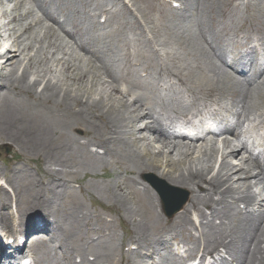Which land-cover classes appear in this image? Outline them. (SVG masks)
<instances>
[{
	"label": "bare ground",
	"instance_id": "obj_1",
	"mask_svg": "<svg viewBox=\"0 0 264 264\" xmlns=\"http://www.w3.org/2000/svg\"><path fill=\"white\" fill-rule=\"evenodd\" d=\"M5 1L0 0V39L5 41L0 44L1 138L44 158L54 190L65 184L56 182L62 173L54 168L76 161L93 160L91 169L115 166L113 172L122 169L138 178L157 175L191 192L187 206L158 236L180 241L191 255L201 246L210 253L224 249L232 258L225 264H264V161L260 154L238 160L241 152L254 153L243 139L245 124L264 115V56L244 61L239 59L242 45H230L247 33L245 27L253 20L258 28L248 27L255 29L264 48V0H175L177 8L165 4L160 16L166 22H135L137 67L123 58L120 44L94 36L96 17L80 11L75 0ZM109 6V14L117 9L128 13L124 5ZM80 15L91 30L72 21ZM123 78L129 88L119 87ZM176 102L183 107H173ZM209 103L232 109L233 121L217 130L194 127L191 118ZM182 119V129L174 130L173 123ZM76 130L87 135L84 141L74 137ZM69 154L82 160L69 162ZM117 178L107 195L117 220L133 233L130 242L146 253L144 264L169 259L168 242L147 237L153 219L164 220L158 194L139 179ZM10 205L0 188V264H14L23 242L34 264H47L36 256L37 240H27L14 227L12 214L4 212ZM17 205L21 219L35 217L40 209L52 216L55 204L32 198ZM192 216L200 222V239L192 235ZM99 221V231L117 228L114 222ZM41 229L49 234L48 240H38L48 247L45 254H61L73 262L76 252L61 221L38 225L34 232ZM10 239L16 247L8 246ZM91 255L94 261L77 252L78 264L112 259L107 252Z\"/></svg>",
	"mask_w": 264,
	"mask_h": 264
},
{
	"label": "rangeland",
	"instance_id": "obj_2",
	"mask_svg": "<svg viewBox=\"0 0 264 264\" xmlns=\"http://www.w3.org/2000/svg\"><path fill=\"white\" fill-rule=\"evenodd\" d=\"M116 1L118 4L124 5L128 13L121 14L117 9L114 15L111 14L108 16V22L105 25L99 26L97 29H92V26L88 22L89 20L87 21L84 19L82 15L72 16V21H82L85 23V27H88L89 30L91 28L92 33L104 42L112 39V41L120 44L123 50V58L126 61H130L133 65H136L138 63L137 55L139 50L133 42L135 36V22H140L145 25L149 18L155 21V26H159L163 21L166 22L167 20L160 16V14H162L164 2L163 0H75L80 11L82 9L88 12L91 11L90 13L96 17L98 22L101 19L100 15L102 11L110 8L109 5L116 3ZM4 3H11V0H6ZM238 4H241V2H238ZM257 24L256 21L252 20L245 28L249 29L248 26H256L258 28ZM249 34L254 37L255 29H251ZM238 40L245 42L246 39L241 37L235 40V42ZM0 44H5V41L1 40ZM257 45L259 46V44ZM21 71L19 72L21 73ZM119 87L126 89L129 88L130 85H128L126 79L123 78L119 82ZM173 104L172 106L176 109L184 105L181 102ZM201 111H204V116L208 113V111L204 110L202 107ZM218 115L220 118L227 119V114L223 111H219ZM263 117L264 116H260L258 120H264ZM201 118L203 117H195V122H199ZM175 127H177L176 130H180L179 124H175ZM73 135L75 138L82 139L83 141L87 137L83 130H76ZM1 137L2 136H0V188L4 189L5 195H7L11 202L10 209L8 207V210L4 212L12 214V223L18 231L27 233L28 228L31 229L32 226L34 227L35 225L33 223H37V220L39 225H45L58 219L61 221L62 225L65 226L68 233V241L72 249L75 250L74 252H76L73 257V262L75 261L74 264L80 262V259L77 258V252H85L87 254L86 259H89V261H94L91 252L98 255L102 252L111 254L112 259L105 260L103 264H144L143 258L138 260L136 257L135 253L138 250V246L133 245L136 243H133V246L129 245L133 233L128 227H123V225L120 224L121 222L118 221L119 219L116 215L117 210L114 208V204L110 202L107 195V188H109V185L113 181H120L117 178V174H119L121 178L132 177L137 180L139 179L144 185L146 184L144 182L145 176L143 178H138L137 176L125 173L122 169H117V172H113V170L116 169L115 166L104 170L99 167L91 169L93 160L82 164L76 161L75 164L72 165L69 163L72 158H76V160L82 159L74 154H69L67 156L69 164L66 168H54L57 172L62 173L59 178H56V182L64 180L65 183L64 186L61 184L62 186L60 185V187L54 190L50 185L51 183H48L50 176L47 172L48 168L46 167L44 158L38 156L36 153L28 152L11 143L6 138ZM245 141H248L251 146L254 145L256 147V154H259V152L264 154V126H259L258 123H255L253 127H250L248 130ZM250 157L251 155L241 152L238 156V160L242 158L249 159ZM72 166L77 167V169L75 168L73 170V168H70ZM147 176H154V178L160 180L169 188L177 189L180 191L179 193L182 192L181 194L183 196H187L188 201L185 204V206H187L191 196L190 191L170 186L157 177V175L148 174ZM11 177L12 180L9 179ZM55 191L59 192L58 195L55 194ZM156 196L161 204L159 212L163 214L164 220L160 222L153 219L151 223V226H153V230H151L152 234L149 232V236H147L151 237V239L156 238V235L158 236L165 224L170 222L173 223L176 217L182 212L168 219L163 212L162 202L159 196ZM32 198H40L49 201L51 205L55 204L54 210L51 212L52 216L44 209H40V214H36L35 217L32 215L29 217V214H27L20 219L18 214L20 205H17V202L24 205ZM242 207L244 206L239 204L238 208L240 211ZM192 219L195 221L196 226L199 227L200 222L197 217L192 216ZM99 220L114 222L117 228L110 232L99 231V226L97 225L100 223ZM195 234L196 231L193 232V235ZM161 235L162 234H160L158 238H165V236L161 238ZM48 236L49 234L46 232H39L31 236L33 239L37 240V244L40 247V251L37 252V255L44 258L49 264H73L71 260H65L63 255L62 258L61 254L55 255L53 252H50V255L46 256L45 252L48 251V247L45 244L39 243L38 240L42 237H46L48 240ZM197 238H199V234H197ZM178 243L179 242L171 241V245L174 244V252H178L180 249L182 250V246L179 247L175 245ZM184 253L181 255L184 256ZM176 255L178 254L176 253ZM194 258L196 257L194 256ZM226 258H228V256H226ZM170 259L171 258L163 261L161 264H178L177 260L174 258Z\"/></svg>",
	"mask_w": 264,
	"mask_h": 264
},
{
	"label": "water",
	"instance_id": "obj_3",
	"mask_svg": "<svg viewBox=\"0 0 264 264\" xmlns=\"http://www.w3.org/2000/svg\"><path fill=\"white\" fill-rule=\"evenodd\" d=\"M151 183L159 190V192L162 194V196H163V198H165V200L167 199V197H166V194H165V192H164V190L161 188V187H159V185L158 184H156V182H154V181H151ZM185 201H186V198L185 199H183L182 201H180V203L179 204H177V205H174L176 202H177V200H174L173 201V204L172 205H174L173 206V209L172 210H170L169 212V216H172L175 212H177L181 207H182V205L185 203Z\"/></svg>",
	"mask_w": 264,
	"mask_h": 264
}]
</instances>
